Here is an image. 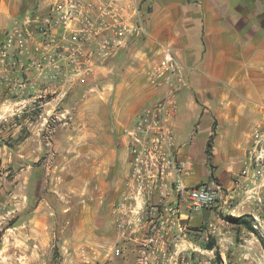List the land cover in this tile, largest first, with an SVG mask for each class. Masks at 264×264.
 Masks as SVG:
<instances>
[{"label": "crops", "instance_id": "crops-1", "mask_svg": "<svg viewBox=\"0 0 264 264\" xmlns=\"http://www.w3.org/2000/svg\"><path fill=\"white\" fill-rule=\"evenodd\" d=\"M50 1L37 0L35 5L40 3L39 9ZM120 1L139 6L148 37L137 40L113 62L114 75L102 85L103 94L83 102V114L92 126L97 124L94 120L98 107L105 112L99 117L98 127L89 129L94 143L79 151L83 154L87 192L69 208L45 210L43 202H38L40 187H36L41 181L36 178L34 207L18 213L16 224L10 228L37 234L65 231L64 242L73 250L69 255L85 264H120L122 256H136L140 244L149 247L153 255H160V250L173 241L172 234H155V219L143 216L144 208L153 211L157 202L133 198L130 156L119 153L114 139L119 137L126 144L124 131L131 126V119L160 97L161 91L153 89L148 75L165 48L179 64L186 85L179 94L175 132L176 121L194 118L198 126L205 127L207 144L214 133L210 165L207 155L204 161L209 168L205 178L219 183L230 195H234L233 180L247 163L253 130L264 114V0ZM28 4V0H0V31L25 13ZM176 136L182 138L177 132ZM29 140L22 146L29 151L25 156L27 166L34 168L32 164L43 151L39 139L34 147ZM179 146L180 156L191 159L186 145ZM77 157L66 162L76 161ZM58 163L66 164L63 158H58ZM184 182H203L196 174L195 163ZM238 201L237 209L245 210L251 219L259 217L264 232V209L253 202L239 205ZM124 212L131 222L125 237L118 229ZM117 249L121 251L119 256L115 255Z\"/></svg>", "mask_w": 264, "mask_h": 264}, {"label": "built area", "instance_id": "built-area-1", "mask_svg": "<svg viewBox=\"0 0 264 264\" xmlns=\"http://www.w3.org/2000/svg\"><path fill=\"white\" fill-rule=\"evenodd\" d=\"M144 37H148L145 19L134 2L51 0L5 32L0 41V72L10 76L8 83L24 99L43 98L73 77L112 72L113 62ZM12 74L21 75L18 83L14 84ZM180 74L179 64L165 48L148 75L150 85L161 95L124 131L133 198L157 202L153 211L145 207L142 214L155 219V234H172L175 242L186 236L187 221L203 210L231 209L236 199L239 205L253 202L264 209V114L253 130L247 163L233 180L234 195L221 185L184 182V177L192 174L194 163L180 156L174 128L179 94L186 87ZM252 220L257 223L259 217ZM118 229L123 237L130 233L131 222L125 212ZM120 253L115 251L117 256Z\"/></svg>", "mask_w": 264, "mask_h": 264}, {"label": "rangeland", "instance_id": "rangeland-1", "mask_svg": "<svg viewBox=\"0 0 264 264\" xmlns=\"http://www.w3.org/2000/svg\"><path fill=\"white\" fill-rule=\"evenodd\" d=\"M36 1L28 0L25 13L38 11L40 3L35 5ZM45 4L39 9L44 8ZM25 13L0 31V41L4 39L6 31L22 22ZM113 75L114 72L104 70L87 78L73 77L65 85L57 86L54 93L43 95V98L24 99L14 89L15 86L8 83L10 76L4 71L0 72V264H85L69 255L73 250L64 242L65 231L37 234L10 228L16 224L18 213L34 207L36 188L40 187L38 202H43L45 210L69 208L72 203L81 201L80 198L85 196L87 191L83 154L79 151L87 144L94 143L89 129L98 127L99 117H103L105 112L98 107L95 111L97 119L94 120L97 124L92 126L83 114V102L91 96L102 95L105 91L102 85ZM20 76L12 74L14 84L19 82ZM136 119L137 116L131 119V126ZM176 122L177 135L182 137L177 136V142L186 145L189 157L195 163L197 176L203 182L220 185L205 178L209 169L204 163L207 147L205 127L198 126V121L194 118ZM27 139H30L29 143L33 147L39 139L43 151L40 159L32 164L34 168L27 166L25 156L29 151L26 152V148L22 146ZM114 139L119 153L129 154L126 139V144L119 137L115 136ZM61 152H64L62 156ZM76 155V161L66 162ZM58 158H63L66 164L59 166ZM36 166L40 168L36 169ZM36 178L41 181V186L35 188ZM30 196L35 198L31 199ZM230 208L217 207L194 214L191 221H187L186 236L182 235L176 242L173 240L160 250V255H153L150 248L140 244L135 258L122 256L119 262L264 264V247L259 237L247 226L232 220L245 217V210L237 209L235 204ZM233 209L236 212H232ZM254 228L264 237L259 224ZM209 244L213 245V249L209 248ZM197 248L200 250H196ZM218 254L220 258L217 257ZM145 257L148 258L147 262Z\"/></svg>", "mask_w": 264, "mask_h": 264}, {"label": "trees", "instance_id": "trees-1", "mask_svg": "<svg viewBox=\"0 0 264 264\" xmlns=\"http://www.w3.org/2000/svg\"><path fill=\"white\" fill-rule=\"evenodd\" d=\"M213 138H214V133L211 135V137L208 141V144H207V148H206L207 162L209 165H210L211 158H212ZM249 218L250 217L248 215H246L245 217L240 218V219L232 218V220L247 226L255 235H257L259 237L261 244L264 247V237H262L260 235V233L257 231V229L254 228L253 220L249 219ZM208 246L210 249H213L212 244H209ZM217 257L220 258V255L218 254Z\"/></svg>", "mask_w": 264, "mask_h": 264}]
</instances>
